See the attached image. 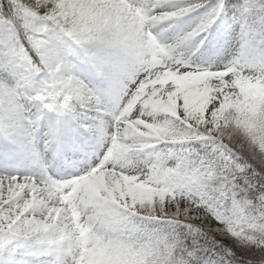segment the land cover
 <instances>
[{
	"label": "snow or ice",
	"instance_id": "6c2138e0",
	"mask_svg": "<svg viewBox=\"0 0 264 264\" xmlns=\"http://www.w3.org/2000/svg\"><path fill=\"white\" fill-rule=\"evenodd\" d=\"M0 264H264V0H0Z\"/></svg>",
	"mask_w": 264,
	"mask_h": 264
}]
</instances>
